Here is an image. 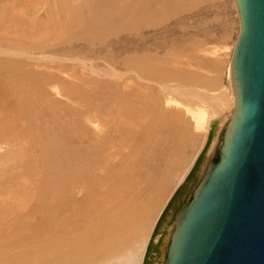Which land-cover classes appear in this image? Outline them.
Wrapping results in <instances>:
<instances>
[{
	"label": "rangeland",
	"instance_id": "obj_1",
	"mask_svg": "<svg viewBox=\"0 0 264 264\" xmlns=\"http://www.w3.org/2000/svg\"><path fill=\"white\" fill-rule=\"evenodd\" d=\"M21 4L28 8L43 4L44 8L35 19L23 13ZM107 5L113 14L108 27L99 13ZM18 14H22L19 28L27 32L25 36L9 26L8 17ZM4 15V21L0 19V62L22 61L25 71L53 74L58 81L52 85L67 89L59 98L63 103L57 104L60 111L69 108L77 113L73 111L80 108L73 99L75 87L79 91L93 87L94 91L98 84L97 90L106 96L124 92L121 95L133 102L148 89L151 92L144 96L155 113L146 114L145 121L148 126L159 117L162 121L154 130V139L144 144L135 137L119 142L105 135L107 123L97 118L95 105H103L97 94L91 105L84 104L89 105L87 116L97 120L87 124L90 137L93 141L103 137L106 143L100 146L99 155L114 159L115 167L107 166L108 174L115 177L118 187L129 186L113 202L111 216L122 220L139 215L138 226L123 232V246L97 264H162L171 228L208 164L217 158L223 126L233 109L228 66L240 32L234 0H0V18ZM32 22L37 23L36 32ZM153 71H157L158 83L141 78ZM172 98L180 106L167 105ZM202 107L209 110L208 121L197 129L188 109ZM26 145L21 128L0 122V207L13 203L27 185L40 178L35 167L30 171ZM156 148L160 153L155 156ZM102 160L104 164L108 161ZM94 162L102 164L96 158ZM143 164L163 167L167 181L160 191L158 182L147 180L139 169ZM102 170L94 172L107 178ZM135 253L140 256L132 258Z\"/></svg>",
	"mask_w": 264,
	"mask_h": 264
},
{
	"label": "bare ground",
	"instance_id": "obj_2",
	"mask_svg": "<svg viewBox=\"0 0 264 264\" xmlns=\"http://www.w3.org/2000/svg\"><path fill=\"white\" fill-rule=\"evenodd\" d=\"M23 6H20L23 13H30L35 19L40 17L37 13L42 6ZM46 8L50 10V6ZM99 13L102 19H96H101L104 26L111 25L113 14L110 6H103ZM19 14L8 17L9 26L16 31L21 28L22 14ZM116 15L118 13L114 16ZM5 17L7 15L1 16V21ZM24 18L28 19L29 16L25 14ZM35 24L37 23L32 22L30 25L33 30ZM20 31L24 36L27 35L24 30ZM156 74L157 71H153L147 78H141L158 83ZM228 78L229 89H232L234 96L231 61ZM54 80L58 81L51 73L23 70L22 61L0 62V122L21 128L27 138L24 152L29 158L30 171L35 167L40 174V178L27 185V189L22 190L13 203L0 207V264H97L112 256L125 243L124 231L131 226H138V214L122 220H114L111 216L113 202L126 193L129 186L118 187L115 177L108 174L107 166H114V159L103 156L105 161L108 160L106 164L103 163L98 150L106 143L103 142V137H98L99 141H93L90 137L87 124L89 121L96 124L97 120L90 119L87 114L93 95L97 94L103 102V105H95L97 118L107 123L105 135L118 138L119 142L127 137H135L144 144L154 139V130L162 121L159 117L151 126L145 121L146 114L155 113V109L144 96L151 92L148 89L141 94L145 99L140 97L137 102H133L121 95L124 92H118L119 95L116 96H106L103 90H97L100 89L98 84L94 91L93 87H87L91 92L87 89L79 91L75 87L73 99L80 106H77L78 110L75 106L76 110L73 111H77L76 113L69 108L61 111L58 109L57 104L63 103L59 98L67 89L65 86L52 85ZM177 90L181 94L186 92L179 87L175 88L176 92ZM191 93L196 94L193 90ZM171 104L180 106V101L168 99L167 105ZM208 111L203 107L197 110L188 109L197 129L205 127ZM156 149L153 153L155 156L160 153ZM24 152L19 156L23 157ZM95 158L103 165L95 163ZM96 169H105L102 172L106 171L108 177H101V173L94 172ZM139 169H142L147 180L158 182L159 191L165 187L167 176L161 164L152 168L143 164ZM139 256V253H135L131 257Z\"/></svg>",
	"mask_w": 264,
	"mask_h": 264
},
{
	"label": "water",
	"instance_id": "obj_3",
	"mask_svg": "<svg viewBox=\"0 0 264 264\" xmlns=\"http://www.w3.org/2000/svg\"><path fill=\"white\" fill-rule=\"evenodd\" d=\"M234 108L181 208L162 264H264V0H234Z\"/></svg>",
	"mask_w": 264,
	"mask_h": 264
}]
</instances>
